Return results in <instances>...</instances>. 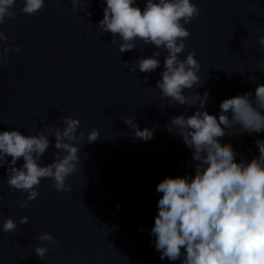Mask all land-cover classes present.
I'll return each mask as SVG.
<instances>
[{
	"label": "clouds",
	"instance_id": "clouds-1",
	"mask_svg": "<svg viewBox=\"0 0 264 264\" xmlns=\"http://www.w3.org/2000/svg\"><path fill=\"white\" fill-rule=\"evenodd\" d=\"M141 2L143 8L138 0H102L103 18L97 26L101 34H111V43L119 38V53H143L147 46L155 47L151 56L141 55L135 61L124 62L130 72L156 71L160 67L158 57L166 52L155 88L160 98L167 100V106H187L184 113L170 116L164 127L181 137L190 150L189 166L194 174L168 176L157 184L156 192L162 195L150 231L155 250L161 260L181 264H264V139L259 138L264 133V84L222 100L218 114H210L206 110L209 92L195 91L207 82L201 79L196 53L189 50L181 59L185 41L191 35L185 25L200 16V8L193 0ZM70 3L73 12L91 16L88 8L92 0H86L87 6L82 0ZM15 6L16 0H0V25L15 18ZM44 7L45 0H23L20 12L35 15ZM137 41L142 42L141 49L137 48ZM8 42L9 37L0 31V66L8 63L9 47H4ZM258 44L264 48V35L259 36ZM10 47L17 53L21 51L18 45ZM259 63L264 69V59ZM247 79L256 84L258 78L249 74ZM189 108L194 109L191 115H187ZM123 121L133 130L134 138L145 142L153 138L159 127L141 130L135 117H124ZM61 122L62 128L46 124L36 134L0 131V169L7 165L8 186L27 193L25 200L14 201L20 208L38 197L42 179L51 180L57 191H71L67 178L80 171L88 158L85 154L81 159L82 146L101 137L96 128L80 130L79 118L63 117ZM245 134L256 137L258 154L251 158L238 153L230 142H222L226 136ZM50 147L55 148L52 161L41 165L39 161ZM21 158L23 164L17 166ZM0 219V231L16 232L18 225L11 216L4 218L0 214ZM19 223L28 224L29 217H21ZM38 240L34 253L40 259L56 251V247H48L58 244L50 233L40 234Z\"/></svg>",
	"mask_w": 264,
	"mask_h": 264
}]
</instances>
